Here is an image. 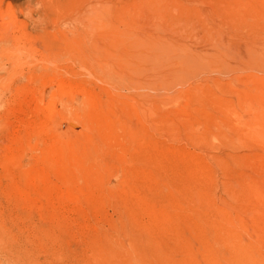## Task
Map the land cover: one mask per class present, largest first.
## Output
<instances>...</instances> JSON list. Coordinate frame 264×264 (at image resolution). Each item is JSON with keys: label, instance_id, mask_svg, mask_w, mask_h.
Returning <instances> with one entry per match:
<instances>
[{"label": "rangeland", "instance_id": "obj_1", "mask_svg": "<svg viewBox=\"0 0 264 264\" xmlns=\"http://www.w3.org/2000/svg\"><path fill=\"white\" fill-rule=\"evenodd\" d=\"M0 264H264V0H0Z\"/></svg>", "mask_w": 264, "mask_h": 264}]
</instances>
